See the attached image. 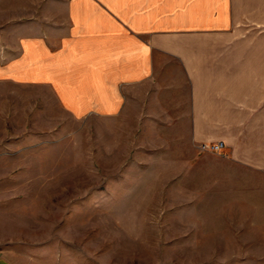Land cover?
Masks as SVG:
<instances>
[{"label":"rangeland","instance_id":"1","mask_svg":"<svg viewBox=\"0 0 264 264\" xmlns=\"http://www.w3.org/2000/svg\"><path fill=\"white\" fill-rule=\"evenodd\" d=\"M65 24L49 6L48 27ZM180 73L79 118L45 85L0 80V250L13 264H264L263 137L191 139Z\"/></svg>","mask_w":264,"mask_h":264},{"label":"crops","instance_id":"2","mask_svg":"<svg viewBox=\"0 0 264 264\" xmlns=\"http://www.w3.org/2000/svg\"><path fill=\"white\" fill-rule=\"evenodd\" d=\"M49 6L65 12V26L48 27ZM4 7L0 80L47 86L74 118L122 110L145 85L160 84L161 69L175 67L191 139L203 141L210 127H243L264 140V0H7ZM0 264H13L2 250Z\"/></svg>","mask_w":264,"mask_h":264},{"label":"built area","instance_id":"3","mask_svg":"<svg viewBox=\"0 0 264 264\" xmlns=\"http://www.w3.org/2000/svg\"><path fill=\"white\" fill-rule=\"evenodd\" d=\"M223 146V142H218V143H215L214 145H213V148H215V149H220V147H222Z\"/></svg>","mask_w":264,"mask_h":264}]
</instances>
